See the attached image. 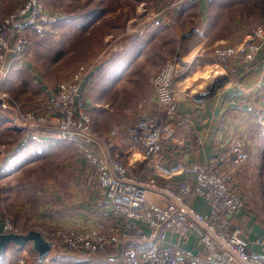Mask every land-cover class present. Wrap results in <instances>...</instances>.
I'll return each instance as SVG.
<instances>
[{
  "label": "built area",
  "instance_id": "2783aa9c",
  "mask_svg": "<svg viewBox=\"0 0 264 264\" xmlns=\"http://www.w3.org/2000/svg\"><path fill=\"white\" fill-rule=\"evenodd\" d=\"M197 1L173 0L171 8ZM143 11L152 18V25L164 24L167 9ZM49 18L43 0H25L0 24V109H14L13 123L23 130L22 144L42 141L43 134H48L77 145L96 163L99 184L106 190L115 215L111 224L50 229L44 235L51 243L50 252H73L89 259L117 244L122 246L124 264H264V233L250 240L232 220L233 215H244L248 210L247 199L234 174L251 156L244 138L234 136L217 156L206 162H194L195 182L160 180L150 174L142 177L131 173L118 156L108 152L99 156L93 149L98 134L90 125L89 82L85 84L91 68L81 66L70 80L59 83L40 109H23L3 89V80L26 56L29 36L37 31L43 33ZM249 36V43L219 45L212 53L238 82L264 67V24L255 26ZM178 64L177 57L168 60L153 76L157 109L141 115L128 130L150 161L163 152L165 142L172 138L171 123L178 114L175 86ZM257 90L246 94L255 97ZM118 133V127L113 128L112 134ZM13 140L9 137L7 143ZM200 196L210 205L209 211L203 212L192 204L191 199ZM169 231L178 234L177 243L166 244ZM2 232L18 231L4 222L0 224ZM126 232L132 240L129 243ZM188 234L199 238L201 250L182 245L181 240ZM32 260L33 255L24 250L17 263L30 264Z\"/></svg>",
  "mask_w": 264,
  "mask_h": 264
},
{
  "label": "crops",
  "instance_id": "0c3cea01",
  "mask_svg": "<svg viewBox=\"0 0 264 264\" xmlns=\"http://www.w3.org/2000/svg\"><path fill=\"white\" fill-rule=\"evenodd\" d=\"M18 3V0H0V23ZM208 6V0H199L170 8L168 16L164 17V24L160 26L152 25V18L147 12L142 11L141 7L138 10L134 9V14L128 13L126 17H122L120 24L104 22L110 18L109 11L112 10L110 7L93 8L79 15L75 22L66 21L60 24V29H74L85 34L94 28L102 31L105 26L106 33L100 36L103 47L101 46L102 49L96 54L93 53L92 60H89L93 65L85 82V84L89 82L88 105L94 129L104 136L101 151L118 156L132 173L138 176L146 177L150 173L160 180L195 182V173L192 169L194 162H206L217 156L226 148L228 140L233 135L240 136V130L244 133L247 131L252 117L242 108V99L244 97L248 99L247 91L257 90L259 85L261 89L257 90L255 96L259 98L257 103L264 112V67L245 75L237 83L232 80L225 68L207 61L200 54L195 55L196 47H203L205 44L207 46L210 39L207 33L210 24ZM193 15H197L195 23L184 22L185 17ZM195 28L201 32L199 41L194 37L196 33L190 34ZM182 36L193 44L191 49L183 52L179 61L176 82L178 114L171 123L172 138L165 142L163 152L150 161L144 156L140 143L129 136L128 130L141 115L155 111L157 98L151 79L173 50L178 53L179 40ZM23 61L16 66H22ZM30 62L33 63L28 59L24 61V65L33 69ZM214 70L218 72L212 74ZM11 75L12 73L9 77ZM116 126L119 129L118 135L110 136V130ZM11 127L21 133L23 131L14 124ZM21 137L19 135L17 142ZM54 140L58 146L66 142L73 146L71 142L62 139ZM41 156L46 159L48 153L44 152ZM25 157L27 156L24 155L22 158ZM74 158L75 162L79 163L73 169L75 179L71 180V177L68 179L65 176L66 174H60V179L64 182L60 181L62 183L57 189L58 192L52 194L53 198L44 200L42 210L39 211L40 218L32 217V221L38 219L36 222L39 225L33 222L32 226L21 229L20 232L37 229L45 235L50 229L58 226L57 223L63 224L62 226L66 228L78 229L93 227L100 222L112 223L115 216L113 205L106 193L102 192L104 190L95 182V165L78 151ZM31 163L33 162L26 163L17 171L25 170ZM191 202L203 212L210 209L208 202L201 196L192 198ZM52 210L54 216L48 218ZM232 220L238 227L252 229L245 233L249 235L246 236L250 240H255L264 233L259 226L253 225L248 210L244 215H233ZM123 221L127 222L125 219ZM143 227L148 229L145 225ZM178 238L175 231H169L166 244L177 243ZM126 240L128 243L131 240L127 232ZM181 242L188 249L195 251L202 249L199 238L194 234H188ZM121 249L122 246L116 244L107 252L89 259L72 252L53 251L44 259H40L33 243H28L24 247L10 243L6 252L0 256V264H18L17 259L24 250L34 256V262L30 264H124Z\"/></svg>",
  "mask_w": 264,
  "mask_h": 264
},
{
  "label": "rangeland",
  "instance_id": "374dc122",
  "mask_svg": "<svg viewBox=\"0 0 264 264\" xmlns=\"http://www.w3.org/2000/svg\"><path fill=\"white\" fill-rule=\"evenodd\" d=\"M18 1L19 3L16 7L4 19L9 17L17 6L25 0ZM43 1L45 9L50 14V18L43 33L37 31L29 36V45L24 59V61L28 59L29 61H33V63L30 62L33 69H29L24 65L23 61L22 66L12 68L10 72V74L12 73L11 77L4 79L2 85L3 89L7 90L9 95L17 103H20L23 109H40L42 104L56 91L59 83L70 80L81 66L92 68L93 62L89 60H92L93 53L96 54V52L102 49L100 36L106 33L104 31L105 26L102 28V31L99 28H94L91 32L85 34L80 31H74V29H60L61 23H65L66 21L75 22L76 17L82 14V12L84 13L93 8L98 9L100 7H110L112 9L109 11L110 18L106 19L105 23L117 22L120 24L122 17H126L125 15L128 13L129 15L134 14V9L138 10L139 7L142 8V11L147 8L151 12L165 8L167 9L165 13L166 17L173 3V0ZM208 5L210 9V24L207 33H209L210 39L207 46L205 44L203 47H196L195 55L200 54L207 61L214 64L217 63L223 67L220 62H216L218 60L212 54L214 47L227 44L235 46L243 44L244 41V43H249L251 39L249 34L252 29L259 24H264V0H208ZM196 19L197 15H193L188 18L185 17L184 22L193 24L196 22ZM193 32L194 34L196 33L194 36L196 41H199L201 32L196 28L190 34ZM187 42L184 36L180 37L177 49L178 53L176 54L173 50L172 54L167 58L165 57L166 59L157 73L162 70L168 60L177 57L178 61H180L183 52L192 48L193 42L192 44ZM178 70L179 68L177 69V77L179 74ZM225 70L232 77L233 81L240 82L241 79L238 82V78L236 80L233 78L230 69ZM176 82L177 78L175 86ZM257 98L255 96L248 99L244 97L242 99L241 106L248 111V116L251 115L252 121L248 125L247 131L244 133V131L240 130L241 135H239L246 141L251 156L245 164L238 168L234 167L237 168L234 174L247 199L248 213H250L253 219V225L259 226L264 232V116H262L264 112H262L263 109L260 104L257 103L259 99ZM14 113L13 108L10 110L0 109V224L8 222L14 229L20 232L21 229L32 226L33 222L39 225L36 222L38 219L32 221V217L40 218L39 211L42 210L41 207L44 200H49L50 197L53 198L52 194L58 192L57 189L60 188V183H62L60 181L64 182V180L60 179V174H66L65 176L68 179L70 177L71 180L75 179L73 169L79 164L75 162L74 158L76 151L87 161L95 165V182L100 187L101 185L98 181L99 174L97 175L96 163L88 159L84 155L85 153L79 150L77 145L73 144L72 146L66 142L58 146V143L54 140L56 137L52 135L48 136V134H43V138L46 141H30L18 144L21 142H17L19 135L22 136L23 133L11 127L14 124ZM90 118V125L94 128L92 116ZM112 130H110V136H114ZM94 131L98 134V141L94 144L93 149L100 156V153L106 152L104 150L101 151V147L104 146V136L96 130ZM234 136L237 135H233L232 137ZM9 137L14 138L12 143L10 142L11 144L7 143L9 142ZM44 152L48 153L46 159H43L41 156ZM58 152H60L59 155ZM24 155L27 157L22 158ZM30 162L33 163L28 165L25 170L17 171L18 168ZM126 167L129 169L127 165ZM233 169L231 168V170ZM130 172L132 173L131 170ZM102 190H104L102 192L106 193L105 195L107 196L106 190L104 188ZM52 216H54L53 210L47 217L52 218ZM56 225H58L56 226L58 228L78 229L66 228L62 226L63 224L59 223ZM241 229L244 234L249 230L252 231V229L245 227ZM247 236L249 237V235ZM32 261L34 262V260Z\"/></svg>",
  "mask_w": 264,
  "mask_h": 264
},
{
  "label": "water",
  "instance_id": "95a60500",
  "mask_svg": "<svg viewBox=\"0 0 264 264\" xmlns=\"http://www.w3.org/2000/svg\"><path fill=\"white\" fill-rule=\"evenodd\" d=\"M1 103V99H0ZM10 243L21 247L33 243L39 253V258L44 259L51 250V243L45 238L40 230L30 229L28 232H2L0 233V256H2Z\"/></svg>",
  "mask_w": 264,
  "mask_h": 264
},
{
  "label": "bare ground",
  "instance_id": "6f19581e",
  "mask_svg": "<svg viewBox=\"0 0 264 264\" xmlns=\"http://www.w3.org/2000/svg\"><path fill=\"white\" fill-rule=\"evenodd\" d=\"M216 72H218V71L214 70V71H212V74H216Z\"/></svg>",
  "mask_w": 264,
  "mask_h": 264
},
{
  "label": "trees",
  "instance_id": "16d2710c",
  "mask_svg": "<svg viewBox=\"0 0 264 264\" xmlns=\"http://www.w3.org/2000/svg\"><path fill=\"white\" fill-rule=\"evenodd\" d=\"M94 9H95V8H94ZM98 9H99V8H98ZM100 9H101V8H100ZM84 13H85V12H84ZM84 13H82V14H79V15H83ZM79 15H78V16H79ZM76 19H77V17H76Z\"/></svg>",
  "mask_w": 264,
  "mask_h": 264
}]
</instances>
